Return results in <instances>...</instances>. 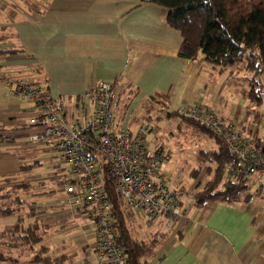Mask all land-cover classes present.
Segmentation results:
<instances>
[{
  "label": "crops",
  "instance_id": "1",
  "mask_svg": "<svg viewBox=\"0 0 264 264\" xmlns=\"http://www.w3.org/2000/svg\"><path fill=\"white\" fill-rule=\"evenodd\" d=\"M166 15V7L146 0H0V70L8 77L30 76L48 96L66 101L83 102L91 85L120 79L125 93L133 94L130 101H122L123 88L119 94L120 128L136 129L158 105L187 120L172 111L202 104L244 129L249 124H239L241 105L234 108L226 91L212 85L224 74L228 90L239 68L222 70L203 56H179L183 36ZM7 88L0 78V125L17 138L0 139V183L33 180L40 193L36 218L54 256L65 254L66 264H98L94 224L63 190L66 162L50 144L29 139L40 130L42 108ZM245 98L240 104H247ZM207 167L197 177L195 167L188 176L162 171L171 187L184 190L186 201L205 186ZM256 180L261 189L263 180ZM152 226L165 232L164 220ZM170 232L158 235L155 264H264V198L253 193L192 205Z\"/></svg>",
  "mask_w": 264,
  "mask_h": 264
},
{
  "label": "built area",
  "instance_id": "2",
  "mask_svg": "<svg viewBox=\"0 0 264 264\" xmlns=\"http://www.w3.org/2000/svg\"><path fill=\"white\" fill-rule=\"evenodd\" d=\"M0 78L6 81L9 93L42 108L40 130L29 139L50 144L66 162L69 178L65 191L94 224L98 264H129L113 226V202L102 182L101 157L107 161L108 179L146 224L164 220L165 228L173 229L194 205L193 196L185 201L184 190L169 185L162 168L171 150L148 143L151 125L143 121L136 129L118 127L120 79L91 85L85 93L86 112L79 109L70 119L66 100L51 98L30 76L8 77L0 70ZM177 112L214 131L238 157L229 172L232 181L253 177L264 183V147L250 133L236 122H224L217 110L207 105L181 106Z\"/></svg>",
  "mask_w": 264,
  "mask_h": 264
},
{
  "label": "trees",
  "instance_id": "3",
  "mask_svg": "<svg viewBox=\"0 0 264 264\" xmlns=\"http://www.w3.org/2000/svg\"><path fill=\"white\" fill-rule=\"evenodd\" d=\"M146 1L166 7V20L172 27L181 31L183 40L179 56L193 60L203 56L213 66L222 70L237 66L248 80L244 92L247 106L254 108L264 104V0ZM2 37L3 35H0V39ZM44 90L46 92V88ZM79 98H76L75 102L76 105L79 104L78 109H81L88 103V98L85 96L83 102L79 101ZM172 112L178 113L177 110ZM260 116L257 114L254 119L259 121ZM184 117L200 130L209 132L216 143V147L200 149L197 153L201 164L192 172L197 176L203 165H207L209 180L203 188L194 192V205L201 207L209 202L229 201L242 194L247 198L251 197L253 193L248 190L254 178L232 181L229 172L237 165L238 157L230 151L224 140L198 121ZM5 130L0 125L1 140L11 141L17 138L6 134ZM248 130L246 132L264 147V133L260 132L259 126L251 125ZM101 161L102 182L113 202V226L128 255L129 264H155L153 258L160 242L158 235L166 238L171 232H152L150 227L145 231L146 234L139 231V221L144 222L143 219L129 208L114 182L108 179L105 158L101 157ZM33 185L35 184L32 180L0 183V218H16L0 232V242H6V246L16 252L7 253L0 250V264H66L67 256H54L51 247L45 242V235L36 218L40 214L36 201H32L26 214L19 212L27 196L16 193L22 189L35 193ZM35 186L36 189L37 185ZM26 217L34 219L27 220ZM139 234L143 236L140 237Z\"/></svg>",
  "mask_w": 264,
  "mask_h": 264
},
{
  "label": "rangeland",
  "instance_id": "4",
  "mask_svg": "<svg viewBox=\"0 0 264 264\" xmlns=\"http://www.w3.org/2000/svg\"><path fill=\"white\" fill-rule=\"evenodd\" d=\"M218 77V78H217ZM215 76L217 80H213V84L218 83L220 86V92L226 91L228 96H225L226 99H229L230 103L233 102L234 108L237 109L238 105L242 107L243 116L239 119L240 123L246 125L243 131H247L248 128L253 125L254 127L259 126L260 132L264 133V104L261 106H255L254 108H250L247 104H240L241 99L245 98L244 89L247 88L248 80L245 79L242 75V72H239V77L234 78L235 83L229 84V89L226 90L227 86V77L226 75ZM233 79V78H232ZM229 83V82H228ZM122 92V101L130 99L133 97V94H128ZM225 93V92H224ZM124 95V96H123ZM225 95V94H224ZM221 96V99L224 97ZM246 100V98H245ZM68 117L71 119L73 116H76L79 112L78 105H76L75 100L68 99ZM248 103V102H247ZM155 109V110H154ZM153 110H150V116H144L142 119L148 120L147 122L151 125V129L147 133V141L150 145H165L167 148L171 150V158L165 161L163 167L164 169H175L177 171H181L184 175L188 176L192 167H196L199 165L200 158L197 153L200 149H210L216 147L215 138L210 135L208 132H204L199 129L198 126L194 125L188 120L180 118L178 116H170L168 115L163 108L158 105ZM82 112H86V108H81ZM257 114H260V120L256 121L254 118ZM218 116L224 120L218 113ZM259 119V117H258ZM146 120H144L146 122ZM224 122H234L229 120H224ZM237 123V122H236ZM239 126V125H238ZM241 128V127H240ZM250 131V130H248ZM8 133L7 130L4 131ZM214 132V131H213ZM254 138V137H253ZM257 141V140H256ZM258 142V141H257ZM107 162V161H105ZM198 176V175H197ZM196 176V177H197ZM209 178H207L205 185ZM34 181L32 180V183ZM261 182L253 179L250 184V188L248 192L256 193L259 198H264V186L260 189ZM35 185H33V191L21 190L17 192V195L27 196V200L24 201L22 208H20L19 212L26 214L29 211V205L32 204V201H37L39 199L40 193L36 194L37 190L35 189ZM244 195V194H242ZM16 218L11 216L1 217L0 218V232L4 230L8 224L15 221ZM27 220L34 219L33 217H26ZM153 228L151 225L149 226L145 222L139 221L138 229L140 232H145L148 228ZM166 231H171V229H167L164 227ZM164 230V231H165ZM169 231V232H170ZM153 232V229H152ZM143 234V233H142ZM139 234L138 236L142 237L143 235ZM146 234V232H145ZM7 243L4 241L0 242V250L4 252L14 253L15 249H9L6 246Z\"/></svg>",
  "mask_w": 264,
  "mask_h": 264
}]
</instances>
